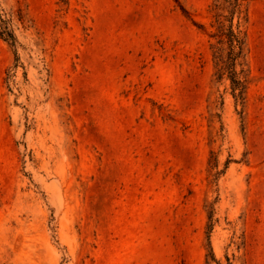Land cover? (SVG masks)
I'll use <instances>...</instances> for the list:
<instances>
[{
    "label": "rangeland",
    "instance_id": "374dc122",
    "mask_svg": "<svg viewBox=\"0 0 264 264\" xmlns=\"http://www.w3.org/2000/svg\"><path fill=\"white\" fill-rule=\"evenodd\" d=\"M181 1L0 0V264H264V0L243 121Z\"/></svg>",
    "mask_w": 264,
    "mask_h": 264
},
{
    "label": "trees",
    "instance_id": "16d2710c",
    "mask_svg": "<svg viewBox=\"0 0 264 264\" xmlns=\"http://www.w3.org/2000/svg\"><path fill=\"white\" fill-rule=\"evenodd\" d=\"M182 15L190 21L197 29L204 31L206 25L196 21L191 11L184 5L181 0H173ZM219 0H216L218 2ZM246 0H224L227 15L224 16L223 22L213 21L212 27L215 32L211 38L215 40L212 48L214 50L215 68L217 79L221 80L226 77L230 82L231 95L234 100L235 108L243 121L244 108L247 94V74L245 67L246 48L248 35L244 27L247 23V11L245 7ZM213 7L209 6L207 12L210 13ZM218 23V24H217ZM0 39L7 43L16 55L18 61L17 48L19 41L12 28L10 19L5 18L0 14ZM241 108V109H240ZM222 172L219 171L216 177ZM214 227L213 214L209 215L208 235ZM210 235L208 236V246L210 247ZM212 260L220 264L213 252L211 253Z\"/></svg>",
    "mask_w": 264,
    "mask_h": 264
}]
</instances>
